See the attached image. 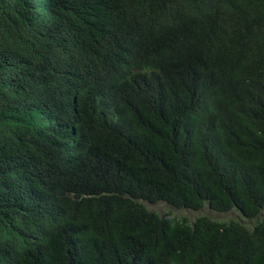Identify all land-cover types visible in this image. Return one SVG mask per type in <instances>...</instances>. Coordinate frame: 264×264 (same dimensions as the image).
<instances>
[{"label":"trees","instance_id":"trees-1","mask_svg":"<svg viewBox=\"0 0 264 264\" xmlns=\"http://www.w3.org/2000/svg\"><path fill=\"white\" fill-rule=\"evenodd\" d=\"M0 264H264V0H0Z\"/></svg>","mask_w":264,"mask_h":264},{"label":"rangeland","instance_id":"rangeland-1","mask_svg":"<svg viewBox=\"0 0 264 264\" xmlns=\"http://www.w3.org/2000/svg\"><path fill=\"white\" fill-rule=\"evenodd\" d=\"M142 202L148 209L155 211L162 216L179 220L185 219L191 223L202 215H207L215 220L222 222L237 220L248 227H252L257 222V220L255 219L246 218L240 211L234 209L229 212H218L210 209L208 206H204L200 210H192L188 208H175L165 201L150 203L143 200Z\"/></svg>","mask_w":264,"mask_h":264}]
</instances>
